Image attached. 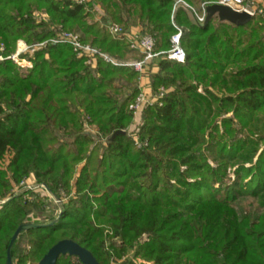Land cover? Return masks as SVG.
I'll return each instance as SVG.
<instances>
[{
	"label": "trees",
	"instance_id": "trees-1",
	"mask_svg": "<svg viewBox=\"0 0 264 264\" xmlns=\"http://www.w3.org/2000/svg\"><path fill=\"white\" fill-rule=\"evenodd\" d=\"M210 1L0 0V264L30 224L42 227L18 236L13 264H39L63 240L99 264H264V16L201 28L179 4L202 14ZM40 9L48 22H36ZM111 22L139 27L160 54L149 74L158 99L138 141L129 107L144 74L130 64L146 54L126 32L112 35ZM180 30L184 63L167 54ZM64 31L116 64L96 56L88 65L52 43ZM19 41L48 42L20 56L32 69L8 59ZM117 131L126 134L110 142ZM32 176L61 205L25 186ZM54 210L58 221L45 214ZM57 264L81 263L66 255Z\"/></svg>",
	"mask_w": 264,
	"mask_h": 264
},
{
	"label": "built area",
	"instance_id": "built-area-1",
	"mask_svg": "<svg viewBox=\"0 0 264 264\" xmlns=\"http://www.w3.org/2000/svg\"><path fill=\"white\" fill-rule=\"evenodd\" d=\"M182 3H185V2H182ZM211 4H220V5L228 6L239 12H243V11L247 12L253 17H255L256 15L264 16V7L255 6L254 2L251 0H216L215 2L204 3L202 5V14H197L195 12L200 22L204 21L206 6L211 5ZM109 31L111 32L112 35L117 36V37H122L124 35L123 29L120 26L115 25V24H112L109 26ZM181 36H182L181 30L178 32V34L173 36L172 41H171L172 49L168 53V58L170 60H175L177 62L184 63L186 54H185L184 49L181 46ZM47 43L48 42L42 43L39 46L44 47L47 45ZM52 43L54 44L65 43V44L71 45L74 51L77 53L78 57L80 58L85 57L90 60L93 57L96 58V56H100L107 62L116 64V62L113 61L109 56L103 54L102 52H100L99 50H97L96 48L90 45L83 44L78 35H75L69 32H65V31L62 32L57 39L52 40ZM154 46H155V42L153 38L150 36L144 37L139 41L133 40L132 47L141 50V52L145 53L146 56L143 61L136 62L130 65L134 66L137 70H142L150 60L160 55L154 52ZM1 50L3 51L4 47H2ZM28 50H29V47L26 45V43L23 41H20L18 43V50L16 51L14 55L10 56L8 59L13 60L15 63L21 66L20 62L23 60L20 59V56L22 54H25ZM3 60H4V57L0 56V61H3ZM23 62H26V61L24 60ZM150 103H151V99L147 98L146 94L141 93L137 97L135 102L130 105V110L134 114H139Z\"/></svg>",
	"mask_w": 264,
	"mask_h": 264
},
{
	"label": "water",
	"instance_id": "water-1",
	"mask_svg": "<svg viewBox=\"0 0 264 264\" xmlns=\"http://www.w3.org/2000/svg\"><path fill=\"white\" fill-rule=\"evenodd\" d=\"M188 13V16L193 24L204 28L206 27L214 18H217L220 22H228L232 25L241 27L245 26L252 22L253 16H251L247 12H239L228 6L220 5V4H211L206 6L205 8V18L203 22H200L193 8L188 6L185 3L180 2ZM178 5L176 6V8ZM126 133L123 131H117L110 138V142L114 141V139L118 135H125ZM51 225V224H50ZM42 227V225H22L14 234L9 248H8V260L7 264H13L12 262V248L18 238V236L31 228ZM69 255L71 257H76L79 259L81 264H99L95 256L86 248H83L76 242L72 240H63L53 246L49 252L44 256V258L40 261L39 264H57L60 256Z\"/></svg>",
	"mask_w": 264,
	"mask_h": 264
},
{
	"label": "rangeland",
	"instance_id": "rangeland-1",
	"mask_svg": "<svg viewBox=\"0 0 264 264\" xmlns=\"http://www.w3.org/2000/svg\"><path fill=\"white\" fill-rule=\"evenodd\" d=\"M73 1H79V0H73ZM210 2H213V1H210ZM215 2V1H214ZM206 3H208V2H206ZM190 6V5H189ZM255 6H257V4H255ZM190 7H192V6H190ZM258 7H260V6H258ZM194 9V8H193ZM194 10H196L197 11V8H195ZM197 13V12H196ZM96 14V16H95V20H97V21H100L101 20V13H100V11L99 12H96L95 13ZM197 14H199V13H197ZM34 16H35V20H36V22H38V23H40V22H42L43 20H45L46 22H48L49 20H50V17H49V15H48V13L46 12V10L45 9H40V10H36L35 11V13H34ZM110 25H112V22L111 23H109V26ZM115 25H118V26H120L122 29H123V27L120 25V24H115ZM109 26H108V29H109ZM138 29H140L139 27H132L131 29H130V31L129 32H127V31H124V29H123V33L125 34V32H126V34L129 36V38H130V40H131V46H132V42H133V40H135V41H139V40H141L142 38H144V37H148V36H143L142 34H141V29L139 30V32H138ZM67 32V31H66ZM69 33H72V34H75V35H78L79 37H80V39L82 38L81 37V35L79 34V33H77V32H69ZM117 37V36H116ZM20 42V41H19ZM81 42L83 43V44H86V43H84L83 41H82V39H81ZM27 45V44H26ZM40 44H36V45H34V46H28L29 47V50L26 52V53H33L35 50H37V49H39V48H41L40 46H39ZM86 45H90V44H86ZM91 46V45H90ZM93 47V46H92ZM95 48V47H94ZM133 48V47H132ZM97 50H99L98 48H96ZM17 50H18V47H17ZM100 51V50H99ZM101 52V51H100ZM170 52V51H169ZM168 52V53H169ZM167 53V54H168ZM77 54V53H76ZM104 54V53H103ZM105 55H107V54H105ZM108 56V55H107ZM82 58H85V57H82ZM5 59V58H4ZM86 59V64H88V65H95V63H96V58H91L90 60L89 59H87V58H85ZM155 59V58H154ZM154 59H152V60H150L146 65H145V67L142 69V70H138V71H140V72H142L143 74H147L148 76H149V74H150V72L152 73V72H155V71H157V68L155 67V66H153L152 65V67L150 66V64H151V62L154 60ZM24 61V60H23ZM23 61H21L20 62V64H21V66H23V67H21L20 65V67L21 68H23V69H32L33 67H34V65L30 62V61H28V60H26L25 59V61L26 62H23ZM136 63V62H135ZM151 87V86H150ZM140 88H141V82H140ZM152 90V89H151ZM200 91H201V89H200ZM141 93H144V94H146V97L147 98H150L151 99V103L149 104V105H151L152 103H154V102H156V100L158 99L157 97H155L154 96V94H153V92L152 93H150L149 95L147 94V93H145L144 92V90L141 88ZM140 93V94H141ZM139 94V95H140ZM161 95H163V94H161ZM133 104V103H132ZM149 105H147V106H149ZM146 106V107H147ZM146 107L144 108V110L146 109ZM129 109H130V107H129ZM143 110V111H144ZM143 111L141 112V113H139V114H134L133 113V119H132V122H131V124H130V127H129V129H128V131H129V134L131 135V136H133V137H135L136 138V141H138V137H137V135H138V133H139V130H140V125L142 124V117H143ZM233 115V113H229L226 117H231ZM91 130H95V127H93ZM262 150H263V147L259 150V152L257 153V155H256V157H255V159H254V162L256 163L257 161H258V159H259V157H260V155H261V153H262ZM210 163L214 166V163L212 162V161H210ZM247 167H249L250 166V164H247L246 165ZM237 167L238 166H236L235 168H233V169H231V171H232V173H231V178L234 180L235 179V175L233 174V171H235L236 169H237ZM80 172V167L77 169V171H76V175H75V177H77L78 176V173ZM25 186H28L30 189H33V190H36L37 192H40L42 195H44V196H47V197H49L51 200H53L56 204H60L61 205V202L60 201H58V200H56L53 196H51L50 195V193L46 190V188H45V186H43V185H41V186H38V185H35V179H34V177L32 176V177H30L28 180H27V182H26V184H25ZM67 199H65V203L67 202L66 201ZM49 211V210H48ZM46 212L45 214H51V216H52V218H56V220L55 221H58L59 219H60V212H59V210H54V211H50V212ZM31 216H33V215H31ZM30 225H32V224H30ZM147 240V237H145L144 238V241H146ZM117 241V240H116ZM15 245V244H14ZM14 247V246H13ZM12 250H13V248H12ZM128 258H131V254H129L128 256H127ZM114 258V257H113ZM126 258L124 257V259H122V260H120V259H118V260H116V257L111 261V264H121L124 260H125ZM12 262H13V260H12Z\"/></svg>",
	"mask_w": 264,
	"mask_h": 264
},
{
	"label": "crops",
	"instance_id": "crops-1",
	"mask_svg": "<svg viewBox=\"0 0 264 264\" xmlns=\"http://www.w3.org/2000/svg\"><path fill=\"white\" fill-rule=\"evenodd\" d=\"M254 4H257V6L264 7V0H254ZM140 29H138L139 32ZM156 72V71H155ZM141 88L144 90L145 93L148 95L152 93L151 87H150V78L147 74H144L141 78Z\"/></svg>",
	"mask_w": 264,
	"mask_h": 264
}]
</instances>
